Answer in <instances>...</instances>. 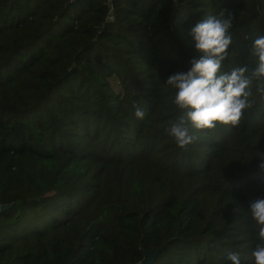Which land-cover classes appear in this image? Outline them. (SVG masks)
Instances as JSON below:
<instances>
[{"label":"trees","instance_id":"trees-1","mask_svg":"<svg viewBox=\"0 0 264 264\" xmlns=\"http://www.w3.org/2000/svg\"><path fill=\"white\" fill-rule=\"evenodd\" d=\"M222 9L234 15L222 70L251 69L264 0H0V264L153 251L146 264H231L230 252L252 264L259 82L238 125L189 126L184 147L169 135L183 113L164 82L197 55L190 27Z\"/></svg>","mask_w":264,"mask_h":264},{"label":"clouds","instance_id":"clouds-1","mask_svg":"<svg viewBox=\"0 0 264 264\" xmlns=\"http://www.w3.org/2000/svg\"><path fill=\"white\" fill-rule=\"evenodd\" d=\"M233 19V13L225 9L198 19L188 31L197 55L189 59L186 70L171 73L164 82L174 90L172 103L183 113L169 129V135L178 147H184L194 139L189 126L205 130L218 125H238L252 106L249 97L253 79L259 82L257 91L264 93V35L250 39L251 69L236 65L222 70L233 42ZM245 39L249 37L245 36ZM134 115L142 119L145 113L137 107ZM255 157L258 158V169L264 172V152H258ZM246 211L257 226L258 238L264 240V198H253ZM251 256L252 264H264V246L257 244ZM227 259L231 264H240L238 253H228Z\"/></svg>","mask_w":264,"mask_h":264},{"label":"water","instance_id":"water-1","mask_svg":"<svg viewBox=\"0 0 264 264\" xmlns=\"http://www.w3.org/2000/svg\"><path fill=\"white\" fill-rule=\"evenodd\" d=\"M9 205L8 204H2L0 206V211H3V209H6L8 208ZM156 254V251H153V252H144V258L143 260L141 261V264H146L150 259L153 258V256Z\"/></svg>","mask_w":264,"mask_h":264},{"label":"built area","instance_id":"built-area-1","mask_svg":"<svg viewBox=\"0 0 264 264\" xmlns=\"http://www.w3.org/2000/svg\"><path fill=\"white\" fill-rule=\"evenodd\" d=\"M110 17V19H112V17L111 16H109Z\"/></svg>","mask_w":264,"mask_h":264}]
</instances>
